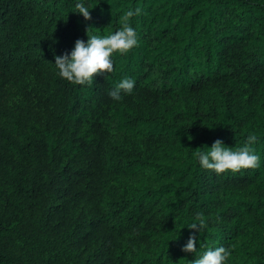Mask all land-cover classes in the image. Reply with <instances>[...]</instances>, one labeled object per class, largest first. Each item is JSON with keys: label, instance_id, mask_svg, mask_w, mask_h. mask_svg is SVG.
<instances>
[{"label": "trees", "instance_id": "trees-1", "mask_svg": "<svg viewBox=\"0 0 264 264\" xmlns=\"http://www.w3.org/2000/svg\"><path fill=\"white\" fill-rule=\"evenodd\" d=\"M136 8L113 72L58 75L56 56ZM249 134L258 168L200 165ZM221 246L264 264V0H0V264H193Z\"/></svg>", "mask_w": 264, "mask_h": 264}, {"label": "clouds", "instance_id": "clouds-1", "mask_svg": "<svg viewBox=\"0 0 264 264\" xmlns=\"http://www.w3.org/2000/svg\"><path fill=\"white\" fill-rule=\"evenodd\" d=\"M75 7L77 13L83 14L85 19H91L89 8L83 3H77ZM140 13V8L125 12L121 16L122 27L114 34L103 37L92 35L89 36L87 43L78 39L70 55L65 53L63 56H56L55 65L58 75L73 84L91 85L95 75L113 72V55L116 53L126 55L138 45L137 33L131 26L130 19ZM134 86L135 80L126 77L109 92V95L113 100L119 101L122 98V93L132 94ZM257 139L255 134H249L247 142L238 151H232L225 147L223 141L217 139L209 151L197 153L200 165L206 170L214 171L217 175L229 170L235 173L242 169L258 168L260 157L251 147ZM196 220L198 222H193L190 228H199L202 231L207 225L204 215L197 214ZM183 251L197 252L195 235L189 238ZM231 255L230 248L221 246L214 250H207L202 256L196 258L193 264H225Z\"/></svg>", "mask_w": 264, "mask_h": 264}]
</instances>
